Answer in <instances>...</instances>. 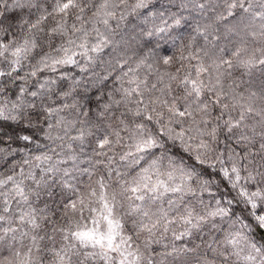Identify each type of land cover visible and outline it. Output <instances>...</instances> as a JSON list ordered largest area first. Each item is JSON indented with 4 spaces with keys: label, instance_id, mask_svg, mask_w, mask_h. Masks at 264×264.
Segmentation results:
<instances>
[{
    "label": "snow or ice",
    "instance_id": "obj_1",
    "mask_svg": "<svg viewBox=\"0 0 264 264\" xmlns=\"http://www.w3.org/2000/svg\"><path fill=\"white\" fill-rule=\"evenodd\" d=\"M155 4L53 0L49 9L46 0H0V141L21 142L23 165L47 164L39 179L15 164L0 176V248L11 257L0 264H45L48 251V264H264V0H179L177 11ZM33 9L29 20L23 12L32 15ZM141 10H147L143 27L116 40L128 16ZM185 12L205 21L193 28L187 47L196 36L205 44L181 53L190 71L181 76L177 68L167 80L157 75L153 81L156 63L176 61L159 57V50L176 42L170 33L188 23ZM221 36L234 46L216 43ZM29 57L36 63L21 75ZM69 66L102 71L83 83L61 73L73 84L58 94L59 106L45 104L54 80L31 91L26 86L29 76ZM233 69L248 76L258 69L262 78L237 81ZM81 87L87 111L75 97L67 102L73 93L83 98ZM93 107L108 121L100 135L93 131L101 130L92 123ZM66 109L76 115H61ZM88 137L95 138L92 154L98 157L89 160L91 168H78L71 144L64 159L52 162L48 155L63 151L65 138L79 141L83 152ZM221 137L228 142L223 147ZM32 146L47 151L29 156ZM68 161L73 168L59 167ZM99 168L107 171L96 175ZM73 170L87 174L83 191L72 183ZM54 185L67 195L62 216L50 220L47 213L38 216L32 198L42 189L52 196ZM205 193L212 199L205 201ZM194 234L201 243L191 242ZM45 238L50 249L41 247ZM157 244L163 251L153 248Z\"/></svg>",
    "mask_w": 264,
    "mask_h": 264
},
{
    "label": "trees",
    "instance_id": "obj_2",
    "mask_svg": "<svg viewBox=\"0 0 264 264\" xmlns=\"http://www.w3.org/2000/svg\"><path fill=\"white\" fill-rule=\"evenodd\" d=\"M12 0H9V4H11ZM130 3L134 2V0H129ZM161 3H164V7L170 8L172 11H177V5L179 3V0H175V3H166L165 0H156L155 7L160 8ZM53 5V0H46V6L51 8ZM151 7V6H150ZM191 7V5H189ZM19 11V10H18ZM147 10H141V15L137 16L135 14L129 15L127 20L123 23L121 29H118L119 35L115 37L116 40L120 39V35H123L126 39L136 35L139 28L143 27V25L140 23L141 19L143 18V14ZM33 14L29 15L27 10H24L23 15L27 16L29 20L35 19V10H32ZM184 15L188 17V23H183L181 24L180 27L175 28L172 30L170 33L171 36L176 38V42L173 44L171 41H169L167 44L163 45L162 49L159 50V57H163L165 55L173 56L176 58V61L170 65L166 66L163 65L162 60L159 63H156L154 65V74L150 77L151 80L155 81L157 75H165V74H176V69L180 68L181 71L179 75H184L187 71H190V65L189 61L184 60L180 61L179 57L181 56V53L185 56L188 55L189 51H195V49L199 46H203L205 44L204 37L202 36H196L195 43L192 44L191 48L187 47L189 44V40L192 36H195V32L193 31V28L197 24H203L205 21L201 20L195 13H192L189 15L188 12H185ZM51 23V21L49 22ZM221 32H223V29H221ZM209 40H213V36H208ZM220 46H227L228 48L233 47V44L228 43V41L224 40L223 37L219 40L216 41ZM48 51H51L50 49ZM146 51V49H145ZM55 53H53L54 55ZM158 57V59H159ZM106 59L109 57H105ZM36 63V60L33 59L32 57H29V60L24 63L23 68L21 69V75L24 73L30 72L31 71V66ZM83 63V61H82ZM191 63H195V61H192ZM6 67V65H5ZM102 71V66L101 67H95V68H90L88 73H82L78 67L74 66H69L66 68H62L59 70V72H51L48 70H44L42 72H38L36 77H28V83L27 87L29 90H35V86L38 83H43L45 80H54V84L48 85V88L50 91H48L47 95L50 97V99H45V104L46 105H52V102L55 101V105L52 106H59L61 103V97L58 96V94L62 91H69L72 87L73 80L72 79H61L60 74L61 73H67L68 76L72 78H78L81 80L83 83L85 80H95V76L93 75V72H101ZM15 75V73H14ZM262 78V74L258 69L253 70V73L251 76H248L243 69H233L232 70V78L231 79H236L237 81H248V80H253V81H259ZM165 79L167 80V76L165 75ZM231 79L226 81V83H230ZM17 84L23 85V81H17ZM115 85L109 84V88L111 89ZM77 92H80L83 94V98L80 96H76L75 93H73V96H70L67 98V102L69 104L72 103L73 97L75 99L79 100L80 104L85 105L84 108H81L80 111H87V95L84 93V89L78 88ZM99 109H96L95 107L92 108V111L90 113L92 117V123L97 124L101 126V130L97 131L96 128H93V131L96 132L97 135H100L101 132L103 131V126L108 122L106 121L103 117L96 116L95 113L98 112ZM61 115L67 116L68 119H72L73 116L76 115L75 112L70 111V110H65ZM79 119L87 120V117H79ZM92 125L90 124L89 127ZM77 127H80L79 124H77ZM71 136L77 135L76 129H72L70 131ZM123 135V133H122ZM222 141V147L223 143H228L223 141V137H221ZM41 143H44L43 140H41ZM59 143V142H58ZM64 143V150L61 151L60 148L56 149V153L53 152H48V155L52 156V162L64 159L69 155L68 151V144H71L72 149L76 151V154L78 156V168L80 170L85 169V168H91V165L89 164V160H95L98 159V157L93 156L92 154V148L95 145V138L94 137H88L85 141L84 144V151L80 152V143L79 141H70L67 138H65ZM20 144L21 142L15 141V140H8L7 137L4 138L3 141H0V149H3L4 152L0 153V156L3 158L0 159V176H6L10 174V170L12 166L15 164L17 166H22L24 168V172L27 173L30 170L33 171L37 179H39L44 173L41 171L42 168H46L47 164H42L40 168L34 167V165H23L22 161L25 158V152L20 150ZM11 149H15L16 151L9 154ZM120 149L118 148L117 151ZM42 151H47V149H37L35 146H32L29 151V156L31 155H39L40 152ZM118 160V157H117ZM60 168H73V162L68 161V163L60 164ZM93 171L96 173V175L103 174L104 172L107 171L105 168H99V169H93ZM51 175V174H49ZM96 175L93 176V179L96 178ZM59 178V174H57ZM72 177H75V179L72 180V183L76 184L78 187L81 188V191H83V185L88 182V177L86 173L81 174V172L77 170H73L71 173ZM26 184L31 185L33 184L32 181H25ZM48 190L42 189L41 190V195L37 199L35 197L32 198V206L37 210L38 216H43L45 213L48 214V217L50 220L56 219L58 216H62L64 209L61 207L63 203L66 202L65 196L67 195L66 193L61 194V190L58 186L54 185L51 189L53 192L52 196H49L46 194ZM75 198V197H73ZM203 199L205 201L211 200L212 198L205 193L203 195ZM15 207V205H14ZM42 224H46L45 221L41 220L40 221ZM47 231L49 234L51 233V226L47 225ZM208 229L205 228L204 232H207ZM40 235H44V230H39ZM170 235V234H169ZM207 238V237H205ZM168 240H164L163 243H168ZM187 241H177V243H185ZM192 243L194 244H199L201 243L200 239H196V234H194L192 238ZM27 243V241H25ZM41 247L43 248L45 245H48L49 249L53 246L52 241L48 240L45 238L44 241H41ZM56 247H59V237L57 236V242H56ZM153 248L156 249L157 251H163V247L160 244L153 245ZM42 255L45 257V264H48V261L51 259V252H45L42 253ZM9 252L7 251L6 248H0V261H6L10 259Z\"/></svg>",
    "mask_w": 264,
    "mask_h": 264
}]
</instances>
